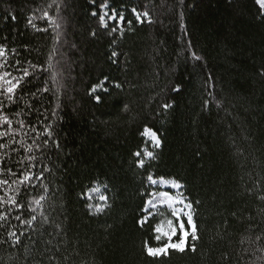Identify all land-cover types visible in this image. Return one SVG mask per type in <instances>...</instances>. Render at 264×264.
Listing matches in <instances>:
<instances>
[{"label": "trees", "instance_id": "obj_1", "mask_svg": "<svg viewBox=\"0 0 264 264\" xmlns=\"http://www.w3.org/2000/svg\"><path fill=\"white\" fill-rule=\"evenodd\" d=\"M0 46V75L11 73L0 92L19 79L11 101L0 95V117L11 121L0 122L11 133L0 138V179L34 176L12 185L22 208L0 206L11 209L0 264H264L257 0H0ZM149 175L177 182L193 204L195 252L147 255L145 241L160 246L153 225L170 218L162 210L138 224L159 191ZM33 215L31 225L15 219ZM10 231L23 232L20 244Z\"/></svg>", "mask_w": 264, "mask_h": 264}, {"label": "snow or ice", "instance_id": "obj_2", "mask_svg": "<svg viewBox=\"0 0 264 264\" xmlns=\"http://www.w3.org/2000/svg\"><path fill=\"white\" fill-rule=\"evenodd\" d=\"M133 12L136 13V10L133 9ZM95 14V13H94ZM144 16H147V13H143ZM45 16H47V13H45ZM137 20L140 19L141 14L136 13ZM113 19H116L115 16L112 17ZM103 17H101V21H103ZM119 20L121 22L124 21V17L121 15L119 17ZM130 24L131 21H128ZM115 30V29H114ZM5 49L0 46V56H4ZM115 56L116 53H113ZM193 57L197 60L200 59L199 56H196L195 53H193ZM29 75L28 71L24 70V76ZM11 73L4 72L2 75H0V80H4L5 77H10ZM55 78V77H53ZM5 83L8 85L6 89L3 90V92H0V95L6 93L7 99L11 101L13 99V95L15 93V89L19 87V79L16 80V83H13L12 79L5 80ZM116 87H120V85H116ZM96 89L93 88L92 91L94 92ZM176 91H179V88L177 87L175 89ZM47 91V89H45ZM107 91V89H105ZM96 100L99 101L100 97L97 96ZM2 104V102H0ZM164 107H169V105H164ZM0 122L3 124L11 125V121L8 120L6 117H0ZM23 124V122H21ZM145 134H150L152 137V140L156 145H159V140L156 137V133L152 132L150 129H145ZM11 133L8 131L0 132V138L8 137ZM6 147L5 144H0V148ZM29 151L31 148L29 147ZM147 156L152 157L151 152L146 153ZM137 156L140 155V153H136ZM33 159V158H29ZM139 165L142 167L144 165V161L140 160ZM10 176H16V173L13 172L11 169L7 170ZM4 169L0 168V174H3ZM34 176L32 173H22L21 177L16 180H12L11 183H9V180L7 179H0V188L3 186H7V190L5 192V196H0V206H3L5 204L14 206L16 208H22L23 205L18 204L16 195L9 194L10 192L14 191L12 189V185H24L26 183L30 184L33 180ZM35 179H42L41 176H36ZM147 180L152 185L157 184H170L171 188L178 189L181 187L177 182L175 181H165L162 177L158 179L154 178L152 175H149L147 177ZM18 194V193H17ZM149 196L151 198L147 199L145 201L146 207L144 211L148 213V215L142 217L138 224L141 227H144L145 224H149L152 219H154L151 209H156L157 213H159L161 216H163V209H167V211L170 214V218H163L159 222L155 223L152 227V231L154 233L155 241L160 245L158 247H152L148 244L147 241H145V251L148 256L150 257H160V256H167L169 255L170 250L172 252H179V253H185L186 251H196V244L195 241L199 239L198 237V229L197 224L194 221V210H193V204L189 201H187V198L183 196V194L179 195H173L170 193V191H157V192H151L149 193ZM7 197V198H5ZM264 198V197H262ZM44 196H40L38 199H34L33 203L37 207H41V201L44 200ZM106 196H100L101 201H107ZM196 203H199L197 201ZM179 205V207H178ZM89 207H93L92 205H89ZM97 212H102L104 210L102 205H96L95 206ZM9 208V212H10ZM31 211L35 212L36 208H31ZM9 212L0 211V222H7L10 218ZM16 220L21 221L22 224H28L31 225L33 221L36 220V216L33 215L30 220H21L20 216L15 217ZM4 227L3 223H0V228ZM20 235H23V232L20 233ZM20 235H17L15 231L8 232V237L12 240V245H18L20 244Z\"/></svg>", "mask_w": 264, "mask_h": 264}, {"label": "rangeland", "instance_id": "obj_3", "mask_svg": "<svg viewBox=\"0 0 264 264\" xmlns=\"http://www.w3.org/2000/svg\"><path fill=\"white\" fill-rule=\"evenodd\" d=\"M260 7L264 10V0H257ZM106 14H104V16H102L103 18H105ZM147 138L152 142L154 143V141L152 140V137L150 134H146ZM155 144V143H154ZM153 187H156V188H160L162 189L161 191H164V190H171L173 193L177 194L179 193L178 192V189H175V188H171L170 184H157V185H153ZM103 202V201H102ZM179 207V205H178ZM156 209H151V212L155 211Z\"/></svg>", "mask_w": 264, "mask_h": 264}]
</instances>
